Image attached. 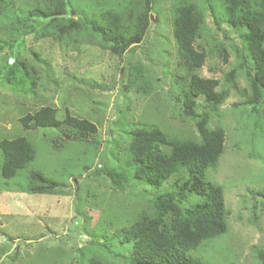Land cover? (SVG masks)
<instances>
[{
	"label": "rangeland",
	"instance_id": "374dc122",
	"mask_svg": "<svg viewBox=\"0 0 264 264\" xmlns=\"http://www.w3.org/2000/svg\"><path fill=\"white\" fill-rule=\"evenodd\" d=\"M13 1L16 6L21 4L20 0ZM176 2L154 0L150 26L142 43L121 56L101 49L88 39L69 49L61 45L62 41L36 40L32 35L16 37V32L0 26V138L24 136L30 140L36 147V156L28 169H39L60 184L58 193L33 194L22 189L24 174L8 180L0 178V264L84 263L92 254L91 239L95 238L92 233L98 231L99 223H107L106 228L112 234L128 219L130 222L135 211L149 206L147 199L152 188L140 184L133 189L114 190L109 186V179L93 176V168L106 161L116 162L115 156L120 161L126 159L127 122L155 125L172 134L192 135V123L179 119V104L171 97L174 77L182 73L177 67L169 18ZM74 14L72 12L76 17ZM212 30L222 38L220 31L213 27ZM231 42L240 45L239 39ZM30 48L43 51L42 57L50 59V66L44 68L41 81L32 90L19 64L21 61L29 64ZM153 50L155 55L151 54ZM226 50L227 60L214 54L199 73L221 78L236 66L239 57L230 47ZM138 61L148 67L153 91L149 95L132 88L120 92L121 73L130 62ZM86 84L101 87L87 88ZM235 84L234 88L225 86L229 89L228 96L220 106L219 115L209 122L210 126L224 128L225 142L216 168H208L206 177L222 186L230 213L226 233L211 239L202 248L189 251L191 255L202 256L206 264H258L251 248L264 246V206L261 207L264 199L251 196L252 191L264 190V133H258V124L252 116L255 113L249 105L233 106L244 98L240 93L247 88L243 71L237 74ZM46 103L57 108V118L63 117L65 103L73 115L96 124L97 131L93 135L99 147L92 156L91 170L83 172L69 161L79 159L78 164L82 165L91 160V156L84 153V146L76 143L78 139L69 132L70 128L45 126L30 130L22 127L18 118L28 108L33 110ZM258 108L261 111V107ZM91 140L92 136L88 135L86 141ZM252 203L258 216L254 222ZM109 238H106L107 244ZM96 244V258H113L100 243ZM113 260L118 264L126 262L120 257Z\"/></svg>",
	"mask_w": 264,
	"mask_h": 264
},
{
	"label": "trees",
	"instance_id": "16d2710c",
	"mask_svg": "<svg viewBox=\"0 0 264 264\" xmlns=\"http://www.w3.org/2000/svg\"><path fill=\"white\" fill-rule=\"evenodd\" d=\"M20 3L16 6L13 0H0V26L16 32V37L32 35L36 40L62 41L61 45L69 49L88 39L118 56L142 43L154 11V0H20ZM169 18L177 67L182 70L174 77L171 97L179 104V119L191 122L193 133L172 134L155 125L127 122L126 159L120 161L115 156L116 162L101 163L93 168V176L109 179L114 190L133 189L140 184L152 188L147 199L149 206L135 211L131 221L128 219L112 234L106 228L107 223H99L98 231L92 233L96 238L91 239L92 254L81 264H118L114 257L125 258V264H206L202 256L191 255L189 251L202 248L226 233L230 213L222 186L206 177L208 168H216L225 142L224 128L210 126L209 122L219 115L229 93L227 87H236L239 71L244 72L247 88L240 93L244 98L233 106L249 105L255 113L252 116L258 124V133H264V0H177ZM212 27L222 33L221 39ZM237 39L239 46L231 42ZM227 47L239 57L236 66L221 78L202 76L200 68L214 54L227 60ZM154 50L151 54L155 55ZM29 54V64L24 61L19 64L32 90L41 81L44 68L50 66V59L42 57L44 52L39 49L30 48ZM120 82V92L132 88L149 95L153 91L151 74L141 61L130 62L121 73ZM56 112L54 105L46 103L33 110L28 108L18 119L24 129L70 128L69 132L79 141L76 143L84 146V153L91 160L82 165L78 164L79 159L69 161L83 172L91 170L92 156L99 147L93 135L96 124L73 115L65 103L63 117L57 118ZM88 135L92 136L89 142ZM35 148L24 136L0 138V178L8 180L24 174L25 186L21 188L26 193H58L60 184L56 180L39 169H28L35 159ZM70 176L76 181L73 173ZM251 193L252 198L257 195L264 199V190ZM251 208L254 222L258 218L255 203ZM96 243L113 258H96ZM251 252L258 264H264V246H253Z\"/></svg>",
	"mask_w": 264,
	"mask_h": 264
}]
</instances>
